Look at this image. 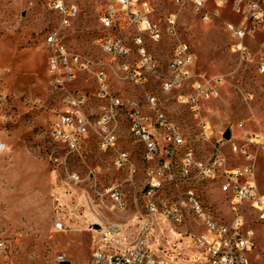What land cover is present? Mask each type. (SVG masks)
<instances>
[{
    "label": "rangeland",
    "instance_id": "374dc122",
    "mask_svg": "<svg viewBox=\"0 0 264 264\" xmlns=\"http://www.w3.org/2000/svg\"><path fill=\"white\" fill-rule=\"evenodd\" d=\"M47 1L0 0V141L6 144V149L0 152V242L3 243L0 264H59L67 260L70 264H90V252L100 242L95 228L101 224H129L130 218L138 217L145 201L142 188L149 184V164L142 160L140 147L132 139L124 109L116 111L111 126L116 123V145L130 151L134 171L132 167L118 169L115 152L101 150L95 135L85 138L80 148L72 152L52 140L51 123L58 114L71 109V95L80 93L88 100L81 110L86 115L95 113L93 120L104 112L101 105L106 104V110H110L113 102L108 94H98L99 100L94 98L96 83L92 75L83 71L63 88L53 83L47 72L49 53L44 34L54 29L57 21ZM53 1L50 0V6ZM146 1L154 9L150 19L163 29L164 18L176 7L169 0ZM74 2L80 6V12L71 26L62 30L66 44L94 61L93 70L98 64L103 65L107 77L110 76L111 90L124 101L139 98L143 88L160 97L167 112L185 129L183 143L188 145L189 158L205 160L220 130H229L233 137H238L241 131L236 123L240 120L248 128L263 124L264 79L253 63L231 53V39L224 24L227 16H211L206 20L188 7L178 16V34L192 49L196 71L206 77L222 76L221 84L215 88L216 96L199 103L196 117L193 101L180 97L184 93L181 90L161 91L153 74L147 75L144 87L118 78L115 69L107 65L112 62V55L101 50L98 43L105 32L99 20L103 0ZM208 2L212 10L214 2ZM129 33L134 37L136 31L130 28ZM142 35L146 49L164 67L175 39L166 34L153 42ZM131 37L130 45L135 51ZM200 119L208 121L213 129L207 132L210 141L199 139L196 125ZM262 154L258 153L257 166L260 184ZM236 158L237 163L243 162L238 155ZM190 170H195V162L188 163ZM224 181L220 163H211L210 173L202 176L197 189L203 203L218 209V214H233L235 205L226 203ZM112 187L121 189L123 209L110 200L106 190ZM190 189L192 181L185 182V190ZM163 190L165 183L157 184L147 195V201L150 198L158 208L165 207L164 201L156 202ZM183 203L187 204L183 210L188 211V225L196 224L189 202ZM182 215L185 219V212ZM256 216L250 213L248 218ZM166 218L161 214L152 217L153 234L146 236L151 251L170 264H206L203 253L185 234L186 228H173ZM55 222L62 227H56ZM118 238L120 243L129 242L121 234ZM250 264H264V260L250 258Z\"/></svg>",
    "mask_w": 264,
    "mask_h": 264
},
{
    "label": "built area",
    "instance_id": "2783aa9c",
    "mask_svg": "<svg viewBox=\"0 0 264 264\" xmlns=\"http://www.w3.org/2000/svg\"><path fill=\"white\" fill-rule=\"evenodd\" d=\"M169 1L176 9L166 15L162 29L158 22L150 19L154 9L146 0H103L104 9L99 20L105 32L98 43L101 50L112 53V62L107 65L115 69L118 78L134 86L144 87L147 75L153 74L159 81L161 91H183L179 96L193 101L194 112L198 117L199 103L216 96L215 88L221 84L222 76L206 77L199 74L195 69L192 49L179 37L178 16L188 7L206 20H210L211 16H227L224 24L225 32L231 39V53L240 60L253 63L256 72L264 79V0H213L212 10L209 9L208 0ZM47 5L57 21V26L44 34L49 53L47 72L53 83L63 88L75 80L79 71H83L92 75L96 83L94 98L99 100L98 94H108L110 102H113V109L110 110H106V104L101 105L104 112L98 113L93 120L91 117L95 113L86 115L81 110L88 100L80 93L71 95V109L58 114L51 123L49 131L52 140L72 152L80 148L85 138L95 135L96 145L101 150L115 152L114 161L118 169L132 167L134 171L130 151L116 145V123L111 126L116 111L124 109L126 119L130 121L132 139L140 147L142 160L149 164V184L142 188L145 201L138 217L130 218L129 224H101L95 228L100 242L90 252V264H170L163 256L151 251L146 238L148 233L153 234L152 217H158L159 213L155 204H147V195H151V189L159 183H165V190L162 196L156 198V202L164 201L168 212L166 221L171 222L173 228H186L185 234L203 253L204 263L250 264V258L264 260V121L262 125L248 128L240 120L236 123L241 131L238 137H233L229 131L226 138V130H220L205 160L189 158L188 145L183 143L185 129L167 112L160 97L143 88L139 98L124 101L111 90L110 76L107 77V69L103 65L98 64L93 70L94 61L66 44L62 30L71 26L80 12V6L74 0H58V6H50L48 0ZM130 28L136 31L134 37L129 33ZM142 34L153 42L160 41L166 34L175 39L164 67L161 68L153 54L146 49ZM130 37L136 53L130 45ZM196 126L199 139L210 141L207 140V132H213L210 123L200 119ZM5 149L6 144L0 141V152ZM258 153L263 155L261 184L257 173ZM236 155L243 162L237 163ZM190 162H195V170L188 171ZM211 163H220V173L225 175L226 203L235 205L233 214H218V209L203 203L197 186L202 183V176L210 173ZM190 181L192 189L185 190V182ZM106 191L111 201L117 200L123 204L121 189L112 187ZM182 202H192L196 211V224L188 225V211L183 210ZM178 212H185V219H178ZM248 213L257 216L249 219ZM197 214L209 216L210 229H218L219 236H225V242L219 243V248L226 247L227 254L219 255L218 248H212L209 239L197 235L200 224ZM54 225L62 227L58 222ZM120 234L129 242L120 243ZM130 237L133 238L131 241ZM2 247L3 243L0 242V250Z\"/></svg>",
    "mask_w": 264,
    "mask_h": 264
},
{
    "label": "bare ground",
    "instance_id": "6f19581e",
    "mask_svg": "<svg viewBox=\"0 0 264 264\" xmlns=\"http://www.w3.org/2000/svg\"><path fill=\"white\" fill-rule=\"evenodd\" d=\"M53 6H58V0L53 1ZM108 53L107 51H105ZM111 54L112 53H108ZM225 182V181H224ZM223 188L226 189L225 184L223 183ZM227 190V189H226ZM116 201L117 207L124 208V202L123 204H119V202ZM147 204H154L153 201L149 198L147 201ZM187 204L182 202L183 209L186 207ZM188 206H190V210L193 211L194 215H196L195 209H193L192 202L188 203ZM156 209H158V212L161 213L163 216L168 218V212H166L165 207H162L161 209L156 206ZM198 221H200V226L197 231V235L201 238H205V240L209 239V241L212 243V248H218L219 255L227 254L226 247L219 248V243L225 242V236H219V230L218 229H210V221L209 216L206 214H197ZM178 219H183L182 212H178Z\"/></svg>",
    "mask_w": 264,
    "mask_h": 264
},
{
    "label": "water",
    "instance_id": "95a60500",
    "mask_svg": "<svg viewBox=\"0 0 264 264\" xmlns=\"http://www.w3.org/2000/svg\"><path fill=\"white\" fill-rule=\"evenodd\" d=\"M224 136L227 138L229 136V130H226L225 133H224ZM59 264H70V262L67 260V261H60Z\"/></svg>",
    "mask_w": 264,
    "mask_h": 264
},
{
    "label": "crops",
    "instance_id": "0c3cea01",
    "mask_svg": "<svg viewBox=\"0 0 264 264\" xmlns=\"http://www.w3.org/2000/svg\"><path fill=\"white\" fill-rule=\"evenodd\" d=\"M135 205H138V204H135ZM158 214H161V213H158ZM162 215V214H161ZM163 216V215H162ZM163 217H165V216H163ZM167 219V218H166ZM184 219V218H183Z\"/></svg>",
    "mask_w": 264,
    "mask_h": 264
}]
</instances>
